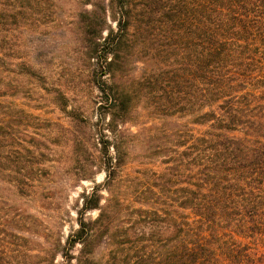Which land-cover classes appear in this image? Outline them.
<instances>
[{
  "label": "trees",
  "instance_id": "trees-1",
  "mask_svg": "<svg viewBox=\"0 0 264 264\" xmlns=\"http://www.w3.org/2000/svg\"><path fill=\"white\" fill-rule=\"evenodd\" d=\"M76 3L94 120L86 99L67 110L28 48L55 27L54 1L0 0V254L9 226L22 240L46 229L3 191L38 197L61 127L64 174L104 178L81 193L64 242L56 224L44 264H264V0ZM18 100L58 108L67 127Z\"/></svg>",
  "mask_w": 264,
  "mask_h": 264
},
{
  "label": "rangeland",
  "instance_id": "rangeland-1",
  "mask_svg": "<svg viewBox=\"0 0 264 264\" xmlns=\"http://www.w3.org/2000/svg\"><path fill=\"white\" fill-rule=\"evenodd\" d=\"M56 5V22L55 27L51 32L45 35L28 34L27 43L31 51V55L35 58H43L45 67L58 81L61 88L66 90L70 96L69 105L78 104L77 102L85 101V115L95 119V105L92 103L97 95V89L88 83L86 72L77 59L75 50V35L73 32V22L77 20V12L79 6L76 0H53ZM72 30V31H71ZM142 63L137 62L131 66L129 71L133 76H139L142 70ZM74 77V79H72ZM91 85V86H90ZM21 106L26 109L40 114L47 118L48 121H56L67 127L68 120L64 112L51 105H46L41 109H33L31 106L35 102L18 100ZM48 130L52 132L51 137L57 139V144H52L51 147L55 150V160L53 166L46 174L45 185L43 191L38 197L28 200L26 198L17 197L6 191H3L9 201L15 205L25 208L28 212L36 214L42 219V226L46 229L37 230V240H31L30 235L22 233L25 236L24 240L18 239L16 229L9 226L7 233L6 249L0 254V264H44V248L51 245L53 232L56 224L62 222L63 242L76 225V208H79L80 195L84 191L91 190L92 186L103 181L104 173L99 172L93 180H72L64 174L61 168L65 158V144L62 136V128ZM135 130V128H133ZM96 212L91 211L85 214L87 219L94 218ZM62 218V220H60ZM15 231V232H14ZM49 234L50 239L45 241L44 237ZM79 245L73 249L76 254ZM37 253V256L34 254ZM57 262L61 263L62 258L57 256ZM72 264H76L75 261Z\"/></svg>",
  "mask_w": 264,
  "mask_h": 264
}]
</instances>
